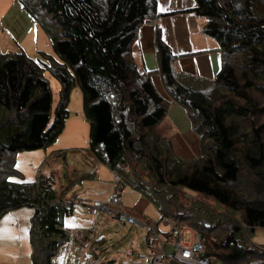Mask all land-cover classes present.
I'll return each mask as SVG.
<instances>
[{
  "label": "trees",
  "instance_id": "16d2710c",
  "mask_svg": "<svg viewBox=\"0 0 264 264\" xmlns=\"http://www.w3.org/2000/svg\"><path fill=\"white\" fill-rule=\"evenodd\" d=\"M13 1L30 18L29 29L40 27L50 50L40 49L30 58L23 50L0 49V217L32 208L30 264H54L69 238L63 219L74 203L63 196L65 189L57 194L52 176L37 173L32 182L24 181L14 161L18 153L46 149L56 140L76 88L89 150L119 175L117 191L127 183L139 194L137 208H122L145 217V199L157 208L160 221L168 220L169 230L157 237L147 231L149 247L159 245L152 257L171 241L174 228L187 226L201 233L203 254L220 264L252 259L264 264L263 245L248 238V232L264 228V0H194L193 7L171 13L192 12L206 19L202 31L217 41L220 56L211 78L178 67V56L157 25L165 15L157 0ZM149 22L156 23L155 70L140 69L133 55L138 31ZM45 71L59 84L55 106ZM154 73L187 113L199 143L194 158L178 156L161 132L170 101L154 86ZM67 150L51 151L48 157H66ZM88 177L84 173L78 179ZM182 193L195 199H183ZM200 197L239 214L242 223L215 219L198 205Z\"/></svg>",
  "mask_w": 264,
  "mask_h": 264
},
{
  "label": "rangeland",
  "instance_id": "374dc122",
  "mask_svg": "<svg viewBox=\"0 0 264 264\" xmlns=\"http://www.w3.org/2000/svg\"><path fill=\"white\" fill-rule=\"evenodd\" d=\"M16 9L18 10L15 11ZM12 13L13 16H11L9 20L8 18L4 20L0 17V22L3 23V27L5 26L6 28L0 31L1 51L12 48L17 51L23 50L30 58H35L37 56V47H45L46 50L50 52L49 47L45 46L46 43L43 46H38L40 43V36L38 33L36 35H34V33L32 34L31 32L33 31L29 30L31 20L26 16V13L21 11V7H17V5L14 6ZM148 24L151 23L149 22ZM38 28V30H40V27ZM40 32L45 38L43 32ZM8 42L11 44L12 48L7 46ZM44 75L50 84L52 103L53 106H55L59 92L58 81L48 71H45ZM69 98L70 100L67 107L68 117L65 120V127L46 150L49 153L51 151L65 149L66 147L70 148L74 145L75 148H73V150H75V155L71 152H66V157L61 155V153L54 154L51 158L45 155L31 164L25 165L29 170L31 167H34L38 174L43 173L46 176H52L55 179L54 189L57 194L60 193L62 189H65L63 196L66 199L74 200L73 212L63 219V225L69 232V238L60 246L54 259V264H150L153 253L159 250V245L154 242L152 243L154 248H150L151 246L149 247L146 243L148 222L152 223L154 226L155 223L161 222V224L155 227L156 232L169 230V225H163L164 222L160 221V213L152 203L147 202L145 199L142 200L143 203H141V206L144 205L143 210L145 217L139 218L141 220L139 222L147 223L144 227L140 224L134 226L122 225L113 218H106L101 215L90 216L85 214L83 210L80 200L88 197L105 199L108 193H110V188L116 181L113 178L112 172V176H110L109 173L107 179L103 177L99 179L97 177V179L94 180L88 178H74L72 172L74 168L79 169L80 172L92 170H90L91 168L80 166L79 162L77 163L73 158V156L76 158L81 157V154L86 153L85 150L88 149V146L84 143V141H88V125L85 119H83L81 95H78L73 89ZM171 126L175 127L172 123ZM161 128L175 144L178 156L182 158H194L198 155V141L193 131H189L185 137H180L178 135H172L171 128L166 125V123L162 122ZM74 135L77 136L75 142L77 144L71 143L74 139ZM35 151H38V154L41 156L45 153L44 150L41 149L23 151L20 153ZM86 162L88 165L92 163L89 159H87ZM13 167L16 170L20 168L19 157L15 159ZM18 171L23 173L20 170ZM14 179L18 180L19 178ZM67 184L69 186L66 188ZM68 188H76L78 190L77 194H70ZM120 193L122 207L126 204L127 206L131 205L130 202L135 199L136 195H139L127 183H124L123 191ZM179 196L183 199H186V197L193 200L195 199L194 194L189 195L188 193H182V195ZM200 198V200L196 201L198 205L206 209L215 219L221 221L218 217L221 219L227 217L234 220L239 219L242 223L239 214L226 211L220 205L215 204V201L211 198ZM180 201L186 205L184 201ZM15 210L20 214L19 217L13 218L9 224L0 221V264H30L31 248L27 231L32 208L24 206ZM13 211L14 210H11L10 212ZM1 218H3V216ZM11 227L14 228L15 233H13ZM181 231L183 233V239H185L186 242L192 241L196 234L187 226L183 227ZM79 232L81 235H78ZM248 238L250 241L249 243L261 244L264 247V228L257 227L248 232ZM162 247L166 254L172 253L170 242H163ZM18 252H20V261L19 259L16 261ZM216 264H220V262L217 261Z\"/></svg>",
  "mask_w": 264,
  "mask_h": 264
},
{
  "label": "crops",
  "instance_id": "0c3cea01",
  "mask_svg": "<svg viewBox=\"0 0 264 264\" xmlns=\"http://www.w3.org/2000/svg\"><path fill=\"white\" fill-rule=\"evenodd\" d=\"M157 3H158V11L162 14H165L159 18L157 25H159V27L161 28L162 39L171 47L172 52L176 56H178V59H177L178 67L184 71L196 74L198 76L209 77V78L214 77L220 67V56L218 53L217 41L211 37H208L202 31L206 19L192 12H177V13L171 14L172 12L180 10V9L193 7L194 0H157ZM16 5L17 7H20L19 4L14 2L13 0H0V17H2L4 20H6L7 18L8 20L11 19V16H13V13H12L13 7ZM17 10L18 9H16L15 11ZM155 24L154 25L144 24L139 29L136 41L133 44V55L140 69L155 70L157 68L156 53H155V47H154ZM0 28L1 30L5 28V26L3 27V23L1 22H0ZM29 30L33 31L31 32L32 34L34 32L35 34L40 33L39 34L40 43L38 44V46L39 45L43 46L46 43L45 46L47 47L48 40L47 38H44L42 36L41 32H39L37 29H32V28ZM7 46L12 48L9 42ZM40 49H46V48L37 47V56H38V51ZM152 82L154 86L156 87V89L158 90V92L163 97H165L167 100L170 101L168 104L166 117L164 118L162 122L166 123V125H168L171 128L172 135H178L180 137L187 136V133L189 131L192 132V127H191L190 120L187 117L185 109L182 106H180L177 102L172 101L170 99V97L164 90V87L161 82V78L158 73H154L152 75ZM74 90L76 91L78 95H81L77 88ZM82 114H83V111H82ZM162 122L159 125L161 132L163 133L164 136H166L170 140V137L161 128ZM171 123L176 128L172 127ZM76 140H77V136L74 135V139L71 141V143L77 144L75 143ZM84 143L88 145L87 140L84 141ZM66 148L68 149L67 150L68 153L71 152L73 155H75V150H73V148H75L74 145L71 146L70 148L69 147H66ZM174 149L176 151L175 144H174ZM41 150H44L45 152L43 153V156L38 154V151L17 154L16 158L18 157L20 158V168L18 170L23 172L22 174H23L24 181L32 182L37 173L34 167H31L29 170L27 167H25V165L31 164L35 160L40 159L41 157H44L45 155L49 154L46 149H41ZM85 151L86 153L81 152L84 154H81V157L79 158H76L73 156L74 161H76L77 163L79 162V165L82 167L91 168L90 170L92 171L80 172L79 169L74 168V170H72L74 178L78 179L79 176H81L84 173L86 175H89L88 179H93V180L97 179V177L98 179L101 177L107 179L109 173H110V176H112L111 175L112 171L105 164L100 162L91 153L89 148L86 149ZM198 151H199V143H198ZM87 159H89L92 162L91 165H88V163L86 162ZM21 165H22V168H21ZM68 186L69 185L67 184L66 188ZM113 187H114V184L110 188V192L113 189ZM68 190L70 194H73V195H76L78 191L76 188L74 189L68 188ZM106 198L100 199L98 197H92V198L88 197L83 200H80V203L82 205L83 203L89 202L92 200L105 201ZM67 200H70L74 203L73 199H67ZM139 201H140L139 196L136 195L135 199H133L130 202L131 205L127 206L126 204L124 206L127 208H130L135 205L134 208H137ZM10 211L4 213L3 218H1L2 216L0 217L1 219L0 221L5 222V224H9V222L13 218L19 217L20 214L16 212L17 210H14L13 212H10ZM131 214H133L132 211H131ZM136 218L139 221H141L137 216ZM163 222H164L163 225H169L165 221ZM148 224H152V223H148ZM159 224H161V222L158 223L157 226ZM11 230L13 231V233H15V230L13 227H11ZM162 232H165V231H162ZM78 235H81V233L79 232ZM18 259L20 261V252H18L17 254L16 261H18Z\"/></svg>",
  "mask_w": 264,
  "mask_h": 264
},
{
  "label": "built area",
  "instance_id": "2783aa9c",
  "mask_svg": "<svg viewBox=\"0 0 264 264\" xmlns=\"http://www.w3.org/2000/svg\"><path fill=\"white\" fill-rule=\"evenodd\" d=\"M114 180H119V175L113 174ZM121 193L115 188L108 194L105 201L94 200L83 205L85 214L90 216H104L106 218H113L118 223L126 226H134L140 224L145 225L131 213L125 211L121 206ZM168 223L167 219H164ZM148 231L152 233V237H157L155 226L148 224ZM182 228H174L172 230L171 247L172 253L166 254L162 249L155 254L151 259V264H168L170 261H177L182 264H216L217 258L214 256H206L203 254L204 246L201 241V233H196L192 241H185L183 239ZM182 235H181V233ZM245 264H263L259 259H252Z\"/></svg>",
  "mask_w": 264,
  "mask_h": 264
},
{
  "label": "clouds",
  "instance_id": "9594fccd",
  "mask_svg": "<svg viewBox=\"0 0 264 264\" xmlns=\"http://www.w3.org/2000/svg\"><path fill=\"white\" fill-rule=\"evenodd\" d=\"M151 25H154V24L151 23ZM112 173L114 174V173H116V172L112 171ZM116 174H117V173H116ZM118 181H119V180H118ZM118 181H117V183H118ZM115 184H116V183H115ZM115 184H114V187H115ZM114 187H113V189H114ZM113 189H112V190H113ZM112 190H111V191H112ZM92 201H94V200H92ZM89 202H90V201H89ZM85 203H87V202H85ZM85 203H83L82 206H83ZM163 221H164V220H163ZM166 223H167V222H166ZM143 224H144V223H143ZM144 225H145V224H144ZM152 225H153V224H152ZM155 227H156V226H155ZM157 233H160V232L158 231ZM160 247H161V246H160ZM162 249H163V248H161V250H162ZM161 250H160V251H161Z\"/></svg>",
  "mask_w": 264,
  "mask_h": 264
}]
</instances>
